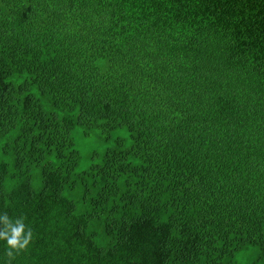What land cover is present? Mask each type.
Masks as SVG:
<instances>
[{
  "label": "trees",
  "instance_id": "trees-1",
  "mask_svg": "<svg viewBox=\"0 0 264 264\" xmlns=\"http://www.w3.org/2000/svg\"><path fill=\"white\" fill-rule=\"evenodd\" d=\"M0 214V264H264V0H0Z\"/></svg>",
  "mask_w": 264,
  "mask_h": 264
},
{
  "label": "rangeland",
  "instance_id": "rangeland-1",
  "mask_svg": "<svg viewBox=\"0 0 264 264\" xmlns=\"http://www.w3.org/2000/svg\"><path fill=\"white\" fill-rule=\"evenodd\" d=\"M129 133L126 128L115 131L110 138L99 130L90 132L89 134L82 127L77 128L74 131V138L77 149L82 154L81 164L78 171L86 170L90 165L99 160L95 158V153H103L107 147L113 145V140L120 137L128 136ZM249 257L246 254L240 255V264H248Z\"/></svg>",
  "mask_w": 264,
  "mask_h": 264
},
{
  "label": "clouds",
  "instance_id": "clouds-1",
  "mask_svg": "<svg viewBox=\"0 0 264 264\" xmlns=\"http://www.w3.org/2000/svg\"><path fill=\"white\" fill-rule=\"evenodd\" d=\"M0 222L6 226L5 231L0 232V240L6 241L10 249L20 251L29 246L33 234L30 229H26L23 218L12 222L7 214H0ZM8 255L12 256L13 252L9 251Z\"/></svg>",
  "mask_w": 264,
  "mask_h": 264
}]
</instances>
